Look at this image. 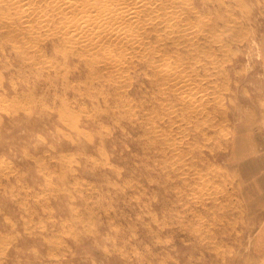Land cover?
<instances>
[{
  "label": "rangeland",
  "instance_id": "obj_1",
  "mask_svg": "<svg viewBox=\"0 0 264 264\" xmlns=\"http://www.w3.org/2000/svg\"><path fill=\"white\" fill-rule=\"evenodd\" d=\"M176 2L0 0V264H264V0Z\"/></svg>",
  "mask_w": 264,
  "mask_h": 264
},
{
  "label": "bare ground",
  "instance_id": "obj_2",
  "mask_svg": "<svg viewBox=\"0 0 264 264\" xmlns=\"http://www.w3.org/2000/svg\"><path fill=\"white\" fill-rule=\"evenodd\" d=\"M144 1V0H143ZM154 0H152V2H153ZM161 2H162V6H163V8L165 7H171V8H176L177 6H178V2H176V0H160ZM142 2V1H141ZM140 2V3H141ZM147 2H148V0H147ZM95 3H97V2H95ZM149 3H151L150 1H149ZM160 3V2H159ZM143 4V3H142ZM161 4V3H160ZM136 5H137V3H136ZM145 5H146V2H145ZM145 5H144V7H145ZM180 6V5H179ZM182 6V5H181ZM15 8V7H14ZM157 8H159L158 6H157ZM161 8V7H160ZM159 8V9H160ZM181 8V7H180ZM105 9V8H104ZM114 9H115V7H114ZM154 9V8H153ZM168 9V8H167ZM204 9V8H203ZM115 10H117V9H115ZM119 10V9H118ZM127 10V9H126ZM170 10V9H169ZM144 11H147V10H144ZM121 12V11H120ZM171 12H174V11H171ZM211 12V11H210ZM28 13V12H27ZM89 13V12H88ZM128 13V12H127ZM145 13V12H144ZM175 13V12H174ZM115 14V13H114ZM122 14V13H121ZM150 14H152V13H150ZM154 14V13H153ZM153 14H152V16H153ZM156 14V16H157V13H155ZM159 14V13H158ZM141 15H143V14H141ZM161 15H163V13L161 14ZM164 15H166V14H164ZM173 15V14H172ZM151 16V15H150ZM159 16V15H158ZM157 16V17H158ZM174 16H176V14L174 15ZM187 16V15H186ZM213 16V15H212ZM137 17V16H136ZM135 17V18H136ZM139 17V16H138ZM143 17V16H142ZM157 17H155V21H158L157 20ZM160 17V16H159ZM158 17V18H159ZM190 16H188L187 17V19L185 20L186 22H188V24H189V26H191V22H192V20L189 18ZM263 17V16H262ZM179 18V17H178ZM182 18V17H181ZM55 19V18H54ZM134 19V18H133ZM164 19V18H163ZM166 19H167V17H166ZM170 19V18H169ZM171 19H174V18H172L171 17ZM177 18H175V20H176ZM196 19V18H195ZM219 19V18H218ZM116 20H117V16H116ZM132 20V19H131ZM137 20V19H136ZM139 20V19H138ZM161 20H162V18H161ZM182 20V22H183V19H181ZM207 20V19H206ZM120 21H122V20H120ZM128 21V20H127ZM133 21H135V20H133ZM141 21V20H140ZM151 21V20H150ZM154 21V20H153ZM174 21V20H173ZM178 21H179V19H178ZM161 23V21L159 20L158 21V23ZM181 22V21H180ZM177 23V22H176ZM179 23V22H178ZM178 23L176 24V25H178ZM194 23V22H193ZM152 24V23H151ZM164 25H165V23H163ZM134 25V24H133ZM140 25L141 24H139V27H140ZM161 26H162V24H160ZM172 25V24H171ZM181 25V24H180ZM207 25V24H206ZM156 26V25H155ZM161 26H157V27H153V30H150V31H155L156 33H159V32H161L159 29H158V27H161ZM208 26V25H207ZM217 26V25H216ZM171 27V26H170ZM176 27V26H175ZM174 27V28H175ZM178 27V26H177ZM177 27H176V30H177ZM219 27V26H218ZM243 27V26H242ZM119 28V27H118ZM131 28V27H130ZM132 29L134 30V28H133V26H132ZM136 29V28H135ZM138 29V28H137ZM158 29V30H157ZM165 29V28H164ZM164 29H163V31H164ZM23 30V29H22ZM95 30V29H94ZM172 29L170 28V31H171ZM132 31V30H131ZM143 31H145V30H143ZM149 31V30H148ZM162 31V32H163ZM173 31V30H172ZM172 31H171V33H172ZM175 31V30H174ZM179 31V30H178ZM186 31V30H185ZM19 32V31H18ZM36 32V31H35ZM123 32V31H122ZM137 32V31H136ZM154 32V33H155ZM165 32H167L166 30H165ZM164 32V33H165ZM183 32V31H182ZM155 33V34H156ZM175 33V32H174ZM181 33V32H180ZM145 33L143 32V35H144ZM150 34V33H149ZM178 34V33H177ZM189 34V33H188ZM207 34V33H206ZM41 35V34H40ZM116 35V34H115ZM131 35V34H130ZM167 35V34H166ZM165 35V38H167L168 36H166ZM173 35V34H172ZM182 35V34H181ZM145 36V35H144ZM198 36V35H197ZM155 37V36H154ZM181 37V36H180ZM185 37V36H184ZM189 37V36H188ZM190 37H192L191 35H190ZM207 37H209L211 40H209L208 42L209 43H212V42H214V43H217L218 42V39H219V36L218 35H216V30L215 29H212V30H210V32H209V35L207 36ZM169 38V37H168ZM172 38V37H171ZM171 38H169V39H171ZM122 39V38H121ZM173 39V38H172ZM125 40H126V38H125ZM124 40V41H125ZM129 40V39H128ZM181 40V39H180ZM127 41V40H126ZM130 41V40H129ZM128 41V42H129ZM142 41H143V39H142ZM172 42H174L173 40H171ZM197 41V37H194L193 39L192 38H189V40H188V42H192V43H189V45L188 46H190V49L192 48L193 50V52L191 53V52H188V54L190 53L191 55H194L195 53L196 54H200L201 53V55H203V57H205V55H207L209 52V50H204V48H206L207 47V44L204 46V48L202 47H200V46H194L193 44H194V42H196ZM110 42H112V41H110ZM53 43V42H52ZM122 43H123V41H122ZM126 43V42H125ZM130 43L132 44V42L130 41ZM129 43V44H130ZM175 43H176V41H175ZM136 44V43H135ZM165 44V43H164ZM202 44V43H201ZM134 45V44H133ZM122 46V45H121ZM120 46V47H121ZM137 46V45H136ZM172 46H173V44H172ZM182 46V45H181ZM213 46V45H212ZM130 47V46H129ZM177 47V46H176ZM125 48V47H124ZM128 48V47H127ZM112 49V48H111ZM172 49V48H171ZM206 49H208V48H206ZM209 49H210V47H209ZM189 50V49H188ZM204 50V51H203ZM219 50V49H218ZM133 51V50H132ZM131 51V52H132ZM172 51V50H171ZM206 51L208 52L207 54H206ZM135 52V51H134ZM211 52H213V51H211ZM166 53V52H165ZM185 53V52H184ZM218 53V52H217ZM216 53V54H217ZM227 53V52H226ZM122 54V53H121ZM133 54V53H132ZM141 55V54H140ZM197 56V55H196ZM198 56H200V55H198ZM213 56H215V55H213ZM145 57V56H144ZM216 57H217V55H216ZM81 58V57H80ZM181 58V57H180ZM192 58V57H191ZM198 58H202V57H198ZM178 60V59H177ZM203 61V60H202ZM194 62V61H193ZM46 67V66H45ZM211 69V68H210ZM105 70V69H104ZM204 71V70H203ZM219 74V73H218ZM210 76V75H209ZM216 76V75H215ZM121 77V76H120ZM129 77V76H128ZM208 77V76H207ZM169 78V77H168ZM171 78V77H170ZM213 78H211V80H212ZM210 80V81H211ZM214 80H216V79H214ZM213 81V80H212ZM174 82V81H173ZM223 86V85H222ZM213 87H214V85H213ZM176 90V89H175ZM176 93V92H175ZM37 104V103H36ZM195 106V105H194ZM222 114V113H221ZM202 118V117H201ZM224 124V123H223ZM264 125V124H263ZM229 126V125H228ZM177 127V126H176ZM180 131V130H179Z\"/></svg>",
  "mask_w": 264,
  "mask_h": 264
},
{
  "label": "crops",
  "instance_id": "obj_3",
  "mask_svg": "<svg viewBox=\"0 0 264 264\" xmlns=\"http://www.w3.org/2000/svg\"><path fill=\"white\" fill-rule=\"evenodd\" d=\"M254 158H256L254 164L253 161L249 163V167L252 169L254 168V172L255 173H263V176L260 180L257 181L258 187L259 189H261L263 191V197H261L260 199H263L264 201V150L261 153H256L254 155ZM256 184V185H257ZM250 185L246 184L245 188L247 189ZM254 194V190L253 188H251V190L248 192V196H250L249 198H253L252 202L255 200L254 197H252V195ZM257 198V197H255Z\"/></svg>",
  "mask_w": 264,
  "mask_h": 264
}]
</instances>
